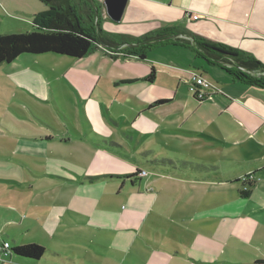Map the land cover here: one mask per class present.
<instances>
[{"label":"crops","instance_id":"1","mask_svg":"<svg viewBox=\"0 0 264 264\" xmlns=\"http://www.w3.org/2000/svg\"><path fill=\"white\" fill-rule=\"evenodd\" d=\"M93 4L104 32L137 38L181 26L208 41L243 50L264 64V0H128L120 21L107 14L104 0ZM0 5L12 18L26 17L31 25L34 15L49 7L41 0H0ZM94 19L97 22L98 17ZM28 55L42 54L25 53L3 64L29 66ZM73 59L76 64L88 59L80 66V76L74 71V79L91 83V89L79 96L84 129L79 131L74 124V141L82 143L79 149L89 163L90 174H78L80 181L101 189L121 182L127 191L123 230L143 248L131 257L125 252L112 256L109 264H264V88L234 80L225 67L208 64L194 50L175 43L155 48L145 59L113 58L103 47ZM152 68L155 79L144 80ZM20 72L28 75L34 70ZM194 74L209 81L208 74L215 77L210 81L211 98L201 101L194 96ZM123 80L134 81L119 83ZM82 87L75 89L81 92ZM158 100L166 102L153 106ZM52 139H39L40 148ZM72 139L63 136L59 143ZM147 165L155 179L144 185ZM138 170L134 182L124 179ZM94 176L100 177L91 179ZM245 176L253 178L247 197L242 195ZM160 177L171 180L166 190L173 207L172 227L166 235H142V216L154 225L162 216L163 210L157 209L159 216L148 219L165 190ZM74 217L79 229L109 235L116 226L105 209L86 215L75 212ZM128 224L139 230L127 229ZM87 237L84 242L94 247L108 243ZM120 239L114 240L119 250ZM110 248L108 244L103 250ZM7 258L0 264H77L47 249L41 259Z\"/></svg>","mask_w":264,"mask_h":264},{"label":"rangeland","instance_id":"2","mask_svg":"<svg viewBox=\"0 0 264 264\" xmlns=\"http://www.w3.org/2000/svg\"><path fill=\"white\" fill-rule=\"evenodd\" d=\"M31 29L30 20L26 17L12 18L0 5V34ZM26 58H29V66L18 63L0 65V244L4 240L18 246L35 243L77 264H109L112 256H124V252L131 257L133 251L139 252L143 248L140 241L131 240L130 232L123 230L125 221L122 214L126 211L127 191L121 189V182H112L105 189L97 187L99 185H82L78 175L90 174L87 156L79 149L82 143L74 141V124L79 131L84 129L79 96L91 89V83L74 78L75 75L80 76L78 71L83 69L80 66H84L88 59L76 64L78 61L71 57L52 53L28 55ZM30 67L33 73L20 72ZM208 76L210 81H216L212 74ZM77 85L83 86L81 92L76 91ZM70 135L73 138L71 142L59 143L63 136L69 138ZM47 136L53 139L40 148L43 143L39 139ZM143 169L148 174L142 182L147 185L154 181L155 176L149 165ZM245 177H242L243 191H249ZM160 178L159 184H163L165 190L161 193L160 204L148 219L159 216L157 209L163 210L162 216L157 225L151 220L146 222L147 216H142L139 219L142 235H166L172 227L169 209L173 207H169L171 198L167 197L169 193L166 190L171 180ZM102 209L109 210L116 223L109 235L74 226L75 221L79 223L74 217L75 212L86 215L92 210ZM115 214L121 216L114 218ZM45 225L51 228L47 229ZM128 226L129 230L130 227L131 230H139L133 225ZM87 236L108 243L101 242L96 248L84 242ZM115 239L123 243L120 250L115 246ZM108 244L111 248L103 250ZM4 260L8 258L0 256V262Z\"/></svg>","mask_w":264,"mask_h":264},{"label":"trees","instance_id":"3","mask_svg":"<svg viewBox=\"0 0 264 264\" xmlns=\"http://www.w3.org/2000/svg\"><path fill=\"white\" fill-rule=\"evenodd\" d=\"M41 1L49 7L34 15L31 30L0 34V64L11 63L25 53H55L83 58L100 47L107 49L113 58L124 56L145 59L155 48L175 43L194 50L208 64L225 67L234 80L264 88V64L243 50L208 41L181 26L162 28L137 38L119 37L102 31L94 0ZM95 17H98L97 22ZM121 46L123 48L120 49ZM155 74L156 70L152 68L144 80L153 81ZM132 81L134 80H123L119 83ZM164 102L166 100H158L153 106ZM139 173L138 170L123 177L134 182ZM99 177L94 176L91 179ZM252 179L247 180V183L250 184ZM242 195L247 197L249 191H242ZM45 253L46 248L35 243L19 245L10 250V255L31 259H41Z\"/></svg>","mask_w":264,"mask_h":264},{"label":"built area","instance_id":"4","mask_svg":"<svg viewBox=\"0 0 264 264\" xmlns=\"http://www.w3.org/2000/svg\"><path fill=\"white\" fill-rule=\"evenodd\" d=\"M195 19L198 18V16H194ZM193 83L191 85V90L194 94V96L198 100H206L211 98V94L209 93V90L213 87L212 83L207 80L204 76L194 74L193 77ZM252 176L245 177L244 180H249L251 179ZM10 250H11V244L10 242H3L0 244V256H9L10 255Z\"/></svg>","mask_w":264,"mask_h":264},{"label":"water","instance_id":"5","mask_svg":"<svg viewBox=\"0 0 264 264\" xmlns=\"http://www.w3.org/2000/svg\"><path fill=\"white\" fill-rule=\"evenodd\" d=\"M128 0H104L107 14L115 21H120Z\"/></svg>","mask_w":264,"mask_h":264}]
</instances>
